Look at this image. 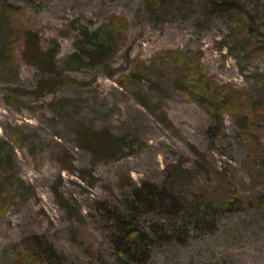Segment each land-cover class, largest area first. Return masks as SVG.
Here are the masks:
<instances>
[{
  "label": "rangeland",
  "instance_id": "rangeland-1",
  "mask_svg": "<svg viewBox=\"0 0 264 264\" xmlns=\"http://www.w3.org/2000/svg\"><path fill=\"white\" fill-rule=\"evenodd\" d=\"M237 1L0 0V264H120L145 183L213 225L146 264H264V0Z\"/></svg>",
  "mask_w": 264,
  "mask_h": 264
},
{
  "label": "trees",
  "instance_id": "trees-1",
  "mask_svg": "<svg viewBox=\"0 0 264 264\" xmlns=\"http://www.w3.org/2000/svg\"><path fill=\"white\" fill-rule=\"evenodd\" d=\"M214 1H221L231 6V9L243 12L245 10L246 12V9L237 0ZM248 15L251 17L250 14ZM200 68L204 70L201 65ZM168 192L165 188H159L153 184H142L137 188L134 200H126L128 204H122L123 209L120 207L115 212L113 218L119 232L115 243V255L120 264H146L150 259L153 244L165 241L180 244L189 238L186 236L187 234H183L185 233L184 228L191 227L193 231L200 232L204 230V227L208 230L210 226H213L207 224L206 216L200 212L199 206L187 209L177 196ZM151 211L182 222V224L176 225L175 221L173 233L176 237L169 236L163 228L152 229V231L140 229L139 221L143 220V215ZM177 233L180 236H177Z\"/></svg>",
  "mask_w": 264,
  "mask_h": 264
}]
</instances>
